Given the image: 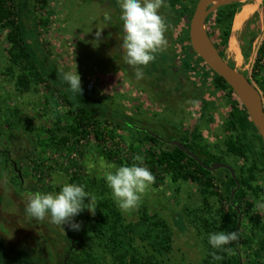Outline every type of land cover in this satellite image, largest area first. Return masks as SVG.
I'll use <instances>...</instances> for the list:
<instances>
[{"label": "rangeland", "instance_id": "obj_1", "mask_svg": "<svg viewBox=\"0 0 264 264\" xmlns=\"http://www.w3.org/2000/svg\"><path fill=\"white\" fill-rule=\"evenodd\" d=\"M186 1L191 6L192 0ZM232 3H240L234 19L245 4L254 3L256 8L236 34L233 20L228 44H220L221 55L213 42L220 43L223 28H217L208 17L219 7ZM30 5L35 8L26 19L27 25L33 27L35 19L38 20L42 48L57 70L77 69L81 76L82 95L131 117L135 125L165 139L170 135L179 138L198 128L201 138L197 143L220 156L239 176L244 160L229 153L226 145L228 138H236L239 134L228 128L236 96L217 87L212 74H204L206 68L199 65L198 60L191 58L192 65L196 66L190 71L183 70L179 61L172 63V68L180 74V86L169 66L164 70L157 62L143 67V79L138 80L134 69L121 58L118 0H48L44 7L31 0ZM104 12L111 14L112 22L103 29V42L94 48L91 41L95 39L96 27L104 26L100 22ZM190 22L191 18L186 22L189 30ZM165 24L167 45L156 54V58L162 53L172 55L181 50L176 35L182 28L166 21ZM205 29L208 36L209 31L212 32L209 39L222 59L259 89L264 102V64L262 59L258 60V51L264 41V0H218L211 3ZM6 35V30L0 27V236L14 249L3 245L2 239L0 264H14L15 257H21L19 261L23 262L29 257L32 263H37L34 251L38 252L42 262L56 264V259L64 253L69 224L64 229L50 224L47 219L37 221L27 217L26 193L59 191L64 183H76L95 194L97 200L112 199L111 191L102 179V170L97 168L89 172L87 164L102 159L117 167L121 165L104 158L101 152L103 143L94 134L79 141L72 138L66 145L57 143L54 135L66 134L71 122L68 108L55 97L58 92L52 84H47L49 87L41 84L28 92L17 89L15 74L8 70ZM234 36L235 49L230 47ZM116 132L127 143H136L140 150L153 147L145 135L126 126ZM247 137L253 156L264 161V144L251 129L247 131ZM2 151L10 152L11 162L6 160ZM12 161L17 163L21 176L13 170ZM222 177L227 180V173L222 172ZM255 184L264 188L263 172L257 175ZM223 189L221 186V191ZM203 205V195L197 185L174 182L168 175L160 186L151 185L147 189L136 208L122 214L127 222H137L141 208L145 207L149 214H158L167 221L172 233V250L164 255L154 254L147 241L137 239L136 246L144 256L152 253L160 264H201L207 254L206 234L200 222L205 213ZM81 215L93 216L88 211ZM238 233V251L243 264H264V192L259 196L249 193L241 210ZM75 249L76 255L81 256L79 246ZM12 252L11 257L8 254ZM93 256L90 264H111V255L96 244Z\"/></svg>", "mask_w": 264, "mask_h": 264}, {"label": "trees", "instance_id": "obj_2", "mask_svg": "<svg viewBox=\"0 0 264 264\" xmlns=\"http://www.w3.org/2000/svg\"><path fill=\"white\" fill-rule=\"evenodd\" d=\"M198 1L192 0L190 6L186 0H165L161 14L166 23L182 28V31L176 35L179 37L178 43H181V50L172 55L162 53L153 62L160 64L164 70L165 66H169L168 68L180 86L182 84L179 79L180 74L172 68V63L179 61L183 70L190 71L196 66V64L192 65L191 61V58H195L199 65L206 68L204 74L206 72L212 74L213 82L217 87L229 90L230 94L236 96L232 104L234 110L228 121V128L237 130L239 134L236 138H228L226 145L229 153L244 160L239 169V176L237 175L241 187L234 197V204H238L242 210L249 193L259 196L264 192L263 187L255 184L257 175L264 173V161H259L253 156L247 131L251 129L262 144L263 140L258 126L233 88L222 76L204 64V60L191 46L186 22L192 18ZM30 2L31 0H0V27L6 30L9 45L7 49L10 64L8 70L15 74L16 87L20 92L31 91L41 84L54 86L58 94L53 95L68 108L67 113L71 118L67 133L62 136L54 135L57 143L66 145L72 138H77L79 141L94 134L95 138L103 143L101 152L104 158L120 165L130 166L136 162L147 167L155 177L152 184L154 187L160 186L161 181L168 175L174 182L197 185L203 195L205 213L200 222L202 229L205 230L207 249V254L201 264H243L238 251L239 241L229 246L231 252L227 254L218 252L208 244L210 233L232 232L237 227L239 213L230 200L232 190L236 187V181L230 171L225 168L216 171L205 169L179 147L163 142L150 135L146 128L135 125L131 117L121 115L86 95L73 96L42 48L40 23L37 19L33 27H29L26 23V19L33 14V8H35V5L31 8ZM35 3L44 7L48 4V0H35ZM239 6L240 3L223 5L208 17V20L214 21L217 28H223V33L219 36L220 43L213 42L221 55H223V50L220 44L224 46L228 44L232 23ZM209 36L212 38L211 31H209ZM258 55L260 61L264 55V41L259 48ZM153 67L156 69V65ZM124 126L133 132L145 135L153 143V147L140 150L136 143H127L116 132L118 128ZM200 138L201 133L195 127L182 137L177 138L170 135L167 140L179 139L207 165L212 162H223L220 156L208 151L205 145L197 143ZM125 145L126 151H124ZM1 153L7 161L11 162L9 151ZM137 156L141 157V161H135ZM262 157L264 159V147ZM12 167L15 171L13 162ZM222 172L227 173V180L223 179ZM221 186H224L223 191H221ZM247 204H252V202H247ZM96 210L98 212L93 216L80 215L74 218L73 222L81 225L80 231H72L71 224L68 225L64 253L60 254L57 264H90L94 259L95 244L111 255V264H160L152 253L145 256L142 254L136 246L137 239L147 241L154 254L164 255L172 250V233L167 221L158 214H149L147 208H141L140 219L137 222H127L113 199L97 200ZM76 246H79L81 256L76 255ZM71 248L73 250L64 263L65 254ZM215 256H221L222 259L217 260Z\"/></svg>", "mask_w": 264, "mask_h": 264}, {"label": "clouds", "instance_id": "obj_3", "mask_svg": "<svg viewBox=\"0 0 264 264\" xmlns=\"http://www.w3.org/2000/svg\"><path fill=\"white\" fill-rule=\"evenodd\" d=\"M120 21V51L123 62L134 69L136 79H143L142 68L156 59V54L166 45V24L160 9L165 6V0H118ZM103 27H96L95 39L91 41L94 48L103 42V29L111 25L112 16L109 12L102 14ZM92 32V31H91ZM57 74L73 96H81L83 88L81 76L77 69H58ZM141 161V157H135ZM89 172L99 168L102 170V179L111 191V197L121 212H129L136 208L147 189L154 183L155 177L147 167L133 162L129 165L117 167L104 160L88 162ZM97 196L85 190V187L76 183H64L59 191L27 192L25 214L37 221L45 219L52 225L65 229L71 224L72 231H80L81 225L74 218L88 211L95 215ZM239 233L215 232L208 235V244L218 252L230 253L229 245L238 242ZM217 260L221 256L214 257Z\"/></svg>", "mask_w": 264, "mask_h": 264}, {"label": "water", "instance_id": "obj_4", "mask_svg": "<svg viewBox=\"0 0 264 264\" xmlns=\"http://www.w3.org/2000/svg\"><path fill=\"white\" fill-rule=\"evenodd\" d=\"M213 1L214 0H199L196 5L195 11L191 18L189 30L191 46L193 50L204 60V62L214 72L222 76L226 80V82L233 88L234 92L241 99L246 109L250 113L252 119L258 126L264 144V102L261 92L243 74L238 72L234 67H232L222 59L218 51L211 43L206 32L205 21L207 11L209 10V6ZM208 49H211L214 55H212ZM148 132L150 135L163 142L179 147L187 155L201 164L205 169L216 171L221 168H225L230 171L232 177L236 181V187L232 190L230 200L239 213L237 227L235 229V232H239L241 226V208L238 204H234V197L237 191L240 189L241 183L233 167L223 162H212L207 165L195 152L188 148L179 139L167 140L156 132L149 130ZM14 169L21 176V170L18 169L16 162H14Z\"/></svg>", "mask_w": 264, "mask_h": 264}, {"label": "bare ground", "instance_id": "obj_5", "mask_svg": "<svg viewBox=\"0 0 264 264\" xmlns=\"http://www.w3.org/2000/svg\"><path fill=\"white\" fill-rule=\"evenodd\" d=\"M217 1L218 0H214L212 3L215 4ZM255 8H256V6H255L254 3L253 4H245L243 9L240 11V13H238L236 18L234 19V26H233L234 34H236L237 32H239L242 29V27L244 25V22L250 16V14L255 10ZM230 41H231V46L230 47H233L235 49L236 48V38H235V36L232 37V39ZM208 50H209V52L212 55H214V53H213V51L211 49H208Z\"/></svg>", "mask_w": 264, "mask_h": 264}, {"label": "flooded vegetation", "instance_id": "obj_6", "mask_svg": "<svg viewBox=\"0 0 264 264\" xmlns=\"http://www.w3.org/2000/svg\"><path fill=\"white\" fill-rule=\"evenodd\" d=\"M12 162H13V165H14V162H15V161H12ZM2 239H3V243H2L3 245H4V244L7 245L8 249H10V250H11V249H14L12 246H10V245L7 244V240H6L4 237H2V236H0V244H1V242H2ZM2 244H1V245H2ZM40 246H41V245H40ZM68 250H69V251H68ZM68 250H67V252H66V254H65L64 263L68 260L69 255H70V249H68ZM4 254H5V253H4ZM4 254H3V255H4ZM13 254H14V253L12 252L11 254H8V255H11V257H12ZM1 255H2V254H1ZM19 255H20V254H19ZM21 255H22V254H21ZM39 256H40V255L38 254V252H37V251H34V258L37 259V263H32V262H31V259H29V257H28V259L25 260V262H23L22 260L19 261V260L21 259V257H19V258H16V257H15V259L13 258V259L16 261L14 264H46V262H42V261H41V258H40ZM8 257H9V256H8ZM56 260H57L56 262H58L59 259L57 258ZM56 264H57V263H56ZM65 264H66V263H65Z\"/></svg>", "mask_w": 264, "mask_h": 264}, {"label": "built area", "instance_id": "obj_7", "mask_svg": "<svg viewBox=\"0 0 264 264\" xmlns=\"http://www.w3.org/2000/svg\"><path fill=\"white\" fill-rule=\"evenodd\" d=\"M261 59H262V63L264 64V55H263V57Z\"/></svg>", "mask_w": 264, "mask_h": 264}]
</instances>
